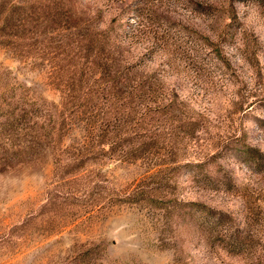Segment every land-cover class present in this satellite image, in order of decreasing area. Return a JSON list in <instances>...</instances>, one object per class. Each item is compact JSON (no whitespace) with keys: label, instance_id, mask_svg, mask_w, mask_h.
<instances>
[{"label":"rangeland","instance_id":"1","mask_svg":"<svg viewBox=\"0 0 264 264\" xmlns=\"http://www.w3.org/2000/svg\"><path fill=\"white\" fill-rule=\"evenodd\" d=\"M0 264H264V0H0Z\"/></svg>","mask_w":264,"mask_h":264}]
</instances>
